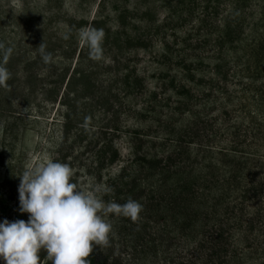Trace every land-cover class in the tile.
Returning a JSON list of instances; mask_svg holds the SVG:
<instances>
[{
  "label": "rangeland",
  "instance_id": "1",
  "mask_svg": "<svg viewBox=\"0 0 264 264\" xmlns=\"http://www.w3.org/2000/svg\"><path fill=\"white\" fill-rule=\"evenodd\" d=\"M86 246L264 264V0H0V264Z\"/></svg>",
  "mask_w": 264,
  "mask_h": 264
},
{
  "label": "trees",
  "instance_id": "2",
  "mask_svg": "<svg viewBox=\"0 0 264 264\" xmlns=\"http://www.w3.org/2000/svg\"><path fill=\"white\" fill-rule=\"evenodd\" d=\"M101 154H104V153H101ZM149 157V161L151 163H153V166L157 172L159 173H165L167 175H171L172 176V173L173 171L170 169L169 167V164H170V159L169 160H165V159H159L156 155H152V156H148ZM134 159H136V161H144L147 160V156L146 155H134L133 157ZM140 167V165H139ZM143 172V171H141ZM135 173H138V171H135ZM175 176L177 178V181L175 183H173L172 187H173V192H174V195L176 196L177 195V198H180V196L183 194V189H184V181L182 180V177H181V173L179 174L178 172H175ZM189 222H192L194 219L192 216H189L187 217V219ZM92 248H90L89 246H86L84 247L83 249H81L78 257L75 259V261L73 262L74 264H91V261L93 260V250ZM95 253V251H94ZM56 256L52 257L48 264H52V263H57L58 264H61L60 261H57L56 260Z\"/></svg>",
  "mask_w": 264,
  "mask_h": 264
}]
</instances>
